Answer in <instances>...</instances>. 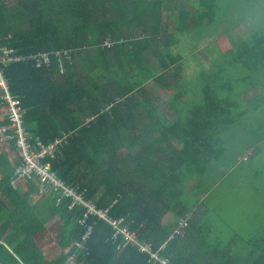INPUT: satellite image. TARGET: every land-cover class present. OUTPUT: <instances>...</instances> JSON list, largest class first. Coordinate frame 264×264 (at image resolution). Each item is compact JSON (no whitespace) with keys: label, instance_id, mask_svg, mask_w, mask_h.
I'll return each instance as SVG.
<instances>
[{"label":"trees","instance_id":"trees-1","mask_svg":"<svg viewBox=\"0 0 264 264\" xmlns=\"http://www.w3.org/2000/svg\"><path fill=\"white\" fill-rule=\"evenodd\" d=\"M230 2L242 4L199 0L195 12L170 17L165 0H0V44L22 55L53 54L45 67L30 60L5 68L25 111L23 128L46 144L72 133L45 162L98 208L117 200L111 216L128 218L154 250L167 242L160 256L170 264H264V233L227 241L205 216L207 187L225 177L219 167L233 168L223 161L230 156L223 134L264 108V26L222 56L210 54L221 22L236 21ZM248 3L261 13L264 0ZM183 38L193 42L189 54ZM65 49L72 59L55 57ZM5 108L0 97V128L9 125ZM22 162L13 128L0 133L3 264H66L74 253L80 264H160L136 247L120 248L98 217L78 249L83 208L70 209V199L57 205L53 195L38 198L36 177L14 185ZM169 213L175 219L164 226ZM180 219L189 227L169 240Z\"/></svg>","mask_w":264,"mask_h":264},{"label":"rangeland","instance_id":"rangeland-1","mask_svg":"<svg viewBox=\"0 0 264 264\" xmlns=\"http://www.w3.org/2000/svg\"><path fill=\"white\" fill-rule=\"evenodd\" d=\"M235 1H242L240 7H236L233 2L229 3L233 7L229 15L235 16L236 21L224 24L221 22L217 30L216 45L209 48L212 56H222L224 51L236 45L235 42L248 39L255 29L264 26V5L259 7L261 13H256V9L249 6V0ZM190 44L193 42L189 38L182 39L183 53L189 54ZM204 44L206 45L202 41L200 46L203 52L205 51ZM206 51L208 52V48ZM203 57L207 58L205 55ZM242 72L245 70L240 69V73ZM152 90H155L154 87ZM263 123L264 108L239 119L223 134L225 153L230 155L224 156L223 161H231L230 166L233 168L228 169L224 165L219 167L220 172L225 173V177L221 178L217 175L216 183L207 187L210 194L206 199L205 205L208 211L205 216L212 224V228L222 233V237L227 241L234 236L240 238L241 241H249L264 233ZM175 145L179 147L178 142H175ZM251 146L257 150L252 153L248 152ZM246 156L251 157V160L246 161ZM164 219L165 223L173 221L175 215L169 213Z\"/></svg>","mask_w":264,"mask_h":264},{"label":"built area","instance_id":"built-area-1","mask_svg":"<svg viewBox=\"0 0 264 264\" xmlns=\"http://www.w3.org/2000/svg\"><path fill=\"white\" fill-rule=\"evenodd\" d=\"M104 45L112 47L114 42L107 39ZM52 53L39 52L34 55H22L17 53L13 48L0 44V97L5 104L6 117L9 125L0 128V133L4 134L7 129L13 128L16 140V148L21 154L22 164L17 168L15 179H12L14 185L16 181L23 179H39L40 188L38 198H44L47 195H53L57 200V205L62 204L64 199H70V209L75 207H82L84 212L79 218L80 225L85 229V232L80 241L76 242L78 249L85 248V245L91 239L93 234L94 224L91 222L92 217H98L105 223L109 224L113 229V240H120V248L133 246L141 253L149 255L150 261L153 263L170 264L169 260L160 256V251L166 247L167 242L160 247L159 250H154L151 243L141 241L137 230L131 226L133 222H129L128 218H114L111 216V208L117 203L115 200L111 206L107 208H98L94 202L86 199L85 194L79 192L77 189L67 186V183L62 180L59 175L52 169L50 163H46L45 159L48 156L56 157L64 145L69 144L72 133H64L62 136L56 138L49 144L44 143L40 138L35 142L23 128V114L24 109L21 107L19 98L11 95L8 88V80L5 76V68L11 63L19 61H34L36 67L41 68L46 65H51L53 62ZM56 58L72 59V51L69 49L61 50L55 54ZM62 67L64 66V62ZM248 160V157L245 158ZM189 227L187 219H180L178 228L175 230L173 236L184 235V231ZM66 264H80L77 259V254L68 255Z\"/></svg>","mask_w":264,"mask_h":264},{"label":"crops","instance_id":"crops-1","mask_svg":"<svg viewBox=\"0 0 264 264\" xmlns=\"http://www.w3.org/2000/svg\"><path fill=\"white\" fill-rule=\"evenodd\" d=\"M165 2L167 3L168 6L167 15H169L170 17L171 16L176 17V15H178V11L183 9H187L188 11L190 10L195 12L199 8V0H165ZM216 39L218 38L216 37ZM170 223L171 221H167L166 223L163 222V225L166 226L169 225Z\"/></svg>","mask_w":264,"mask_h":264},{"label":"water","instance_id":"water-1","mask_svg":"<svg viewBox=\"0 0 264 264\" xmlns=\"http://www.w3.org/2000/svg\"><path fill=\"white\" fill-rule=\"evenodd\" d=\"M0 264H3V263L0 261Z\"/></svg>","mask_w":264,"mask_h":264}]
</instances>
